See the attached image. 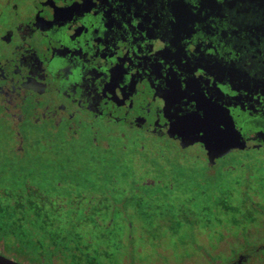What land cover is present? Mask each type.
I'll return each instance as SVG.
<instances>
[{"label":"flooded vegetation","instance_id":"flooded-vegetation-1","mask_svg":"<svg viewBox=\"0 0 264 264\" xmlns=\"http://www.w3.org/2000/svg\"><path fill=\"white\" fill-rule=\"evenodd\" d=\"M0 122L11 136L7 156L16 159L33 155L27 153L32 144L51 149L59 141L87 140L100 150L117 145L137 162L142 155L163 158L166 142L185 150L183 141L193 137L220 139L235 131L243 148L232 152L255 156L257 169L249 172L264 193V0H0ZM195 145L209 163L205 145ZM141 173L135 196L166 190L167 224L185 221L191 230L168 234V249L153 247L152 264H264V227L252 234L236 222L205 227L192 208V189L179 191L153 168ZM28 183V194L40 199L9 202L6 208L21 217L8 218L16 233H4L8 224L0 222V236L19 237L36 250L0 248V257L16 264H107L98 258L108 256L109 236L142 251L137 199L126 197L128 185L101 192L64 181L47 195ZM158 196L152 193L150 203L161 202ZM39 207L60 215L46 224L52 232H36L28 225L33 219L23 217ZM66 209L71 217L61 215ZM61 221L83 231L61 232ZM92 225L113 232L97 247Z\"/></svg>","mask_w":264,"mask_h":264},{"label":"rangeland","instance_id":"rangeland-1","mask_svg":"<svg viewBox=\"0 0 264 264\" xmlns=\"http://www.w3.org/2000/svg\"><path fill=\"white\" fill-rule=\"evenodd\" d=\"M11 148L10 133L0 122V222L8 224V227L4 226V233H16L15 229L9 227L12 226L10 225L12 223L8 218L21 217V213H11L12 210L17 209L10 208L8 210L6 208L9 202L22 203L23 201L40 199L34 191L28 194L26 189L28 182L36 186L39 193L47 195L53 192L57 182L64 181L75 184L82 189L85 188V185L91 186L94 190L101 192H104L107 185H128L129 194L126 197L132 198V193L134 196L137 195L134 185L140 183L139 180L145 176L144 173L140 174L143 167L153 168L157 172L158 178L162 180L168 178L177 187L182 186L183 188H179V191L192 189L194 191L192 197L195 198L196 202L192 205L194 212L199 218H204L213 228L218 225L222 226V223L230 226L236 222L242 231L247 227L252 234L255 233V230L264 227V193L260 191L261 188L258 187L257 180L249 172V169H257L254 166L255 156L253 154H240L232 152V150V153L230 152L231 154L225 158L220 160L217 158L218 161L215 165L205 160V152L199 145L188 149L184 147L185 150H182L180 147L167 142L161 146L163 158L152 159L142 155L137 159V162L132 152L121 151L117 145L107 150H100L91 146L87 140L84 143L72 144H63L59 141L51 149L40 144H32L27 153L33 155L24 159L7 156L12 153ZM240 164H244V167L240 168ZM232 166L236 167L237 171H225V168ZM140 192H143L145 196L146 193L148 195L146 197L141 195L140 198L134 197L137 199L135 205L138 206L137 211H139L134 219L140 227L137 232L142 236V244L137 243L136 247L142 251L132 252L130 240H124L117 244L115 241L117 238L109 236V242H107L109 245L108 256H100L98 259L101 262L107 264H152L157 260L156 258L152 260L153 247L158 248L159 246L161 250L168 249L170 247V244L166 242L169 238L168 234L184 233L185 236L186 229L190 230L186 228L185 221L178 220L171 225L167 224L166 218L170 214V210L167 209L166 190L151 189ZM152 193L158 194L157 199H160L161 202L155 200L159 203L151 204ZM254 202L257 204L254 205ZM172 206L175 210L179 206V202L174 201ZM254 207H259L261 211ZM178 211L179 209H176L173 215H176ZM71 213V209H66L61 212V215L68 218L71 217ZM117 216V213H114L110 217L117 219ZM23 217L33 219L30 221L33 224L31 225L30 222L28 224L29 228H36L35 231L38 233L43 231L49 233L52 231L46 228L48 227L46 224L56 223L55 220L60 215L47 207H39L35 210H27ZM24 222L28 221L24 220ZM69 222L61 221L60 225L57 222L59 228L62 229L61 232L66 233L70 229L75 233L83 231V229H79L76 223ZM241 223H244L245 226ZM81 226L83 228L86 225L82 224ZM90 227H92L91 232L93 233L92 243L96 247L101 243L102 236L113 233L105 226L92 225ZM116 228L121 230L122 226H116ZM29 231L31 233V229ZM122 232L127 234L124 230ZM38 238L42 243L48 240L45 235H39ZM152 239L156 242H152ZM174 245L182 250L185 248L180 245V241H173L172 247ZM78 247L81 248L82 244H79ZM0 248L5 251L13 250L18 254H21L23 250H36V247L32 244H26L19 237L5 238L3 236H0ZM117 250H119L120 256L115 255ZM191 251L193 250H190L189 253ZM27 254L32 255L28 251Z\"/></svg>","mask_w":264,"mask_h":264},{"label":"water","instance_id":"water-1","mask_svg":"<svg viewBox=\"0 0 264 264\" xmlns=\"http://www.w3.org/2000/svg\"><path fill=\"white\" fill-rule=\"evenodd\" d=\"M227 136V137H226ZM221 136L220 139H211L205 140L199 137H193L189 139V142L183 141L182 146L187 147L189 145H194L195 143L202 142L206 150L208 151V157L211 164L214 163L215 159L221 158L228 153H230L234 149H242L243 143L241 144V137L238 133L235 135V131H233V135L231 136ZM0 264H16L10 260H7L3 257H0Z\"/></svg>","mask_w":264,"mask_h":264},{"label":"trees","instance_id":"trees-1","mask_svg":"<svg viewBox=\"0 0 264 264\" xmlns=\"http://www.w3.org/2000/svg\"><path fill=\"white\" fill-rule=\"evenodd\" d=\"M205 227H210V228H212V226H210V225L208 224V222H206ZM150 237H151V236H150Z\"/></svg>","mask_w":264,"mask_h":264}]
</instances>
